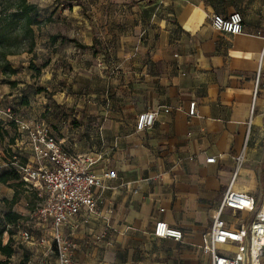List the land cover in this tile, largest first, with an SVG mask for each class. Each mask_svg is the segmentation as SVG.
<instances>
[{"label":"crops","instance_id":"crops-1","mask_svg":"<svg viewBox=\"0 0 264 264\" xmlns=\"http://www.w3.org/2000/svg\"><path fill=\"white\" fill-rule=\"evenodd\" d=\"M114 2L126 10L125 18L119 7L105 14L101 6L62 7L53 12L60 22L51 37L42 29L36 41L42 50V44L54 38L71 40L75 26L91 36L79 41L87 52L72 53L71 47L67 52L65 42L62 54L50 53L48 71L54 82L62 78L64 82L54 96L49 123L42 120L68 151L96 161L89 169L92 173L101 178L116 173V179L104 178L103 186L94 190L97 214L81 212L64 227V237L76 244L72 260L74 264H210L202 252L203 235L233 174L237 173L235 192L264 199V0ZM235 12L243 17L242 34L213 28L215 15ZM63 21L70 22V28L63 30ZM99 26L105 31L103 44L112 47L109 54L89 52L101 44L94 35ZM25 55L8 58L18 77ZM18 83L17 88H25L30 82L21 77ZM1 92H9V86L0 90V99ZM94 92L112 94V102L106 104L111 112L104 110L96 119L85 103L91 97L86 94ZM191 103L196 104L194 117L189 116ZM29 104L16 107L17 128L4 114L5 104L0 105L8 147L25 158L31 152L21 138L22 125L37 121ZM159 108L154 127L136 132L138 115ZM73 109L80 110L76 130L70 124L75 115L67 116ZM213 157L215 163H207ZM6 189L4 198L11 201L14 190ZM223 220L235 228L250 216L238 214L235 219L227 210ZM158 222L180 229L184 239L156 238Z\"/></svg>","mask_w":264,"mask_h":264},{"label":"built area","instance_id":"built-area-1","mask_svg":"<svg viewBox=\"0 0 264 264\" xmlns=\"http://www.w3.org/2000/svg\"><path fill=\"white\" fill-rule=\"evenodd\" d=\"M212 26L222 33L240 35L243 33V17L238 12L227 17L215 15ZM261 72L260 65L257 83ZM161 111L159 108L139 114L136 132L150 131ZM164 111L169 112L168 109ZM4 114L18 123L11 109ZM196 115V104L191 103L189 116ZM20 135L26 139L31 156L25 158L22 154H17L7 166L14 167L20 174L21 181L43 197V203L31 218L40 227L50 228L52 231L51 238H43L41 242L51 253L57 255L54 264H74L72 256L76 244L62 235V229L81 212L88 216L97 214L98 200L94 190L103 186L104 178L116 179V173L108 172L103 178L92 173L89 169L96 161L68 151L65 143L54 136L44 120L22 125ZM215 161L214 157L207 159L209 164ZM236 177L235 172L209 231L203 235L202 252L209 257L210 264H263L264 199L260 201L253 195L235 192L233 184ZM227 210L231 211L235 219L238 214H246L250 216V220L237 222V226L231 228L223 220ZM17 233L23 242L35 241L33 232L25 225L18 227ZM153 234L158 239H173L177 242L184 239L180 229L172 228L164 222L156 223Z\"/></svg>","mask_w":264,"mask_h":264},{"label":"rangeland","instance_id":"rangeland-1","mask_svg":"<svg viewBox=\"0 0 264 264\" xmlns=\"http://www.w3.org/2000/svg\"><path fill=\"white\" fill-rule=\"evenodd\" d=\"M133 3H136L133 0ZM147 4L153 3L154 0H144ZM30 3L36 4L41 12L43 14L40 15L42 24L40 25L39 29H36V41H39L40 38V31L43 29L44 35L49 39L50 32L53 30L52 28L54 25H57L58 22L53 17V12L57 11L59 9L63 8H72L75 6H82L84 10L95 8V7H104L102 10V13H106L107 9L112 8V10H115L117 12V7L121 6L118 3L114 2V0H29ZM121 9V7H119ZM109 11V10H108ZM125 9H121V12L119 15L121 18H125L127 14L124 12ZM90 15V14H89ZM84 17H87L88 14H84ZM91 16V15H90ZM105 16V15H104ZM110 20L112 19V14L109 15ZM118 17L114 15L113 20L116 21ZM89 20V19H88ZM45 21V22H44ZM90 21V20H89ZM109 21V20H108ZM70 22H62V29L65 30V28H70L68 25ZM74 28V26H71ZM76 30H73L74 37L71 40H66V37L61 36L57 37L55 40H50L49 42L52 43L51 49L49 48V42L47 41L45 44L43 43L41 48L42 50L38 49L37 44L33 51V53H22L27 54L25 55L26 64L23 67L22 71L18 70V73L21 75L18 77V75L14 76H4L2 74V77H0V90L5 89L9 86V92H1L2 98L0 99V105L5 104V109L8 108L11 109V112L13 115L15 113H19L17 110V106L20 104H23L24 99L27 100L28 105L30 106L29 102L32 103V109L34 108L37 112V121L45 119L47 123H49V117L54 114V107H55V94H59L61 87L63 86L64 78L57 79V82H54V78L52 76V73L48 71V65L50 62V53H57L62 54L64 52V49L66 47L65 42L67 43L66 51L69 52L70 47L73 48L72 53L77 52L78 50H81L80 52H87L88 47L84 46L83 44L79 43L80 40L85 38H91V36L88 33H84V28L81 30L79 26H75ZM97 32V33H96ZM94 32L95 38L98 37V41H100L101 44L94 46V52L89 51L91 53H99V54H109L112 52V47L106 44H103L102 39L105 36V31L103 30V27L99 26L98 30ZM59 39L61 44L59 43ZM56 44V45H55ZM71 45V46H70ZM45 46V47H44ZM56 46V47H55ZM33 74V77L31 79L29 78L30 74ZM4 76V77H3ZM13 77V79L11 78ZM24 78V80L29 81L30 83L26 84L28 85L25 88H17L18 80ZM77 91H80L81 89L84 90L82 87H77ZM20 93V96L18 95ZM13 94H15V97L10 98ZM91 95L90 98L85 99L86 105L89 106L90 112L93 114L91 117L101 118L102 113L104 110L106 112H111V109L106 106L110 105L112 102V94L111 92L101 95L99 93H87L86 94ZM86 96V97H87ZM96 96V97H95ZM105 96V98H103ZM17 100V101H16ZM92 101V102H91ZM90 102V103H89ZM59 108V105H57ZM5 110V111H6ZM62 110V109H58ZM71 115L67 116H73L72 122L70 123L72 128L74 130L78 129L81 125V121L76 119V116H78V113L80 110H71ZM66 116V114H65ZM90 116V115H89ZM110 116V115H109ZM15 117V116H14ZM128 115H126V118ZM80 117V119H82ZM12 125H14L15 128H17L18 123L11 121ZM2 124V123H1ZM50 128V127H49ZM2 129V128H1ZM9 140L4 138L2 141H0V173L4 169H8V166H3L4 163H8L11 159V149L8 147ZM14 154V153H13ZM7 186H4L0 184V216L2 213L8 211L9 209H12L13 211L21 214L23 216V219L19 221V227H22L23 225L26 226V228L33 232L35 241L32 243L23 242L21 237L18 235V226L13 228L15 234L13 235L11 241L12 245L16 250V253L10 260V264H54L56 261L57 255L51 253L49 251L47 246H44V243H42V239H50L51 238V230L50 228H42L40 225L35 221V219H32L31 216H33L36 212V210L40 207V205L43 203V197L39 195V192L28 189L26 187H20L18 188V200L15 205L8 206L4 203L6 200L4 197H7L8 190L6 189ZM66 227V226H64ZM63 227V231L61 232L62 235H65V228ZM68 240H71L69 237H65ZM10 237L8 235L4 236V243H8Z\"/></svg>","mask_w":264,"mask_h":264},{"label":"trees","instance_id":"trees-1","mask_svg":"<svg viewBox=\"0 0 264 264\" xmlns=\"http://www.w3.org/2000/svg\"><path fill=\"white\" fill-rule=\"evenodd\" d=\"M40 15L39 7L30 3L29 0H0V72L4 76L17 74V70L12 68L11 62L8 60L9 57L22 53H33L36 47L35 28L39 29L43 22ZM23 105H28L26 99H24ZM1 128L0 121V141L7 136V131ZM14 156L17 154L11 155L8 165L11 164ZM0 184L14 190L13 199L4 201L8 206L16 204L19 196L18 188L31 189L21 181L20 174L12 166L0 173ZM22 219L23 216L12 209L0 216V264H10L11 258L16 253L11 239L15 234L13 228L19 227V221ZM5 235L10 237L6 244L4 243Z\"/></svg>","mask_w":264,"mask_h":264}]
</instances>
